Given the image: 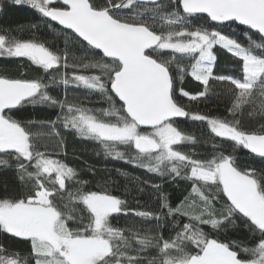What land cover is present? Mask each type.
Listing matches in <instances>:
<instances>
[{
    "label": "snow or ice",
    "instance_id": "obj_1",
    "mask_svg": "<svg viewBox=\"0 0 264 264\" xmlns=\"http://www.w3.org/2000/svg\"><path fill=\"white\" fill-rule=\"evenodd\" d=\"M11 3L31 8L40 21L19 29L33 30L28 39L0 30V58L26 60L43 75H0V172L12 171L18 183L0 188V241L29 246L22 253L0 242V264H264V168H241L223 152L193 158L175 147L196 142L176 126V118H185L206 122L214 137L264 158V124L249 131L240 119L246 106L249 116L264 119V0ZM226 22L246 26L244 39L224 33ZM40 24L65 38L62 52L37 38ZM217 47L235 58L238 75L215 74ZM186 77L203 90H184ZM212 81L229 85L220 94L231 98L232 119L190 112L177 96L179 88V97L207 100ZM61 85L63 99L51 93ZM69 86L108 107L70 100ZM36 107L59 111L50 120L24 118ZM65 133L96 143L105 158L190 181L192 191L176 206L160 192L157 210L133 209L106 182L94 187L60 158V149L67 156ZM45 137L49 143L42 144ZM119 146L136 154L128 158ZM130 213L139 223L113 224ZM165 229L173 234L165 238ZM237 229L245 240L228 237Z\"/></svg>",
    "mask_w": 264,
    "mask_h": 264
},
{
    "label": "trees",
    "instance_id": "obj_2",
    "mask_svg": "<svg viewBox=\"0 0 264 264\" xmlns=\"http://www.w3.org/2000/svg\"><path fill=\"white\" fill-rule=\"evenodd\" d=\"M116 2H119V0H116ZM0 3L3 4V11L0 12V30L12 29V35H15L18 38H31L33 30L24 27L23 32H20L19 29L22 26L39 23L40 18L38 14L27 6L13 5L11 0H0ZM245 29L246 28L239 27L234 23H227L221 30L226 34L234 33L236 37L243 40L242 33ZM36 36L37 38L48 42L53 49H58L62 52L65 38L59 36L55 28L50 30L47 29L45 25L40 24V29L36 32ZM77 55L81 54L77 53ZM216 55L217 63L214 69L216 75L239 74L238 63L235 58H232L230 54L218 47L216 49ZM68 71L71 73L74 70L69 69ZM0 75H7L13 78H20L23 75L27 78H35L43 75V70L36 69L35 66H31L30 62L26 60L21 61L18 59L0 58ZM211 87L213 92L209 95L207 100L189 101L186 97H179V88L177 89V96L181 103L185 105L186 110L190 112L198 111L201 114L232 119L227 111L231 106V98L226 93L220 94L221 89L227 88L229 85L212 81ZM183 88L193 94L203 90V86L191 77H186L183 82ZM51 93L60 99L64 98V89L62 85L58 88L51 89ZM67 95L70 100L73 97H79L87 107H108V105L102 101L96 102L98 101V97L96 96L92 97L93 102L84 99L86 95L84 89H76L73 86H69ZM259 99L260 98L258 97L256 105L257 111ZM58 111L57 108H28L26 113H24V118H35L37 121L50 120L55 117ZM250 111H252V107L246 106L243 115L240 117L241 126L249 131L259 130V126L264 124V119H261L259 115L249 116L248 113ZM176 126L186 134L193 136L196 142H186L175 147L183 151L185 154H192L193 158H211L216 152H223L225 154H232L237 159L241 168H264V159L250 154L247 150L240 148L234 149L231 142L223 141L221 138L214 137L207 127L206 122L185 119L182 121H176ZM33 130L36 131L37 129ZM65 139L67 156L65 157L63 155L64 149H60V158L65 159L70 166L75 167L78 171L82 170L80 171V177L89 180L94 187L97 186V182H100L99 186L101 187H103L106 182L108 190L116 195L125 196L130 207L133 209L157 210L159 205L158 196L160 192L166 194L169 197L171 204L176 206L185 196H189L192 191L190 181L179 178H177L176 181H172L167 177L162 178L157 174L148 173L146 170L135 167L125 161L114 160L110 157L105 158L99 145L90 141H82L72 134L65 133ZM41 143L47 144L49 141L45 137L41 140ZM52 143H55V141H52ZM213 144L216 145L215 149H213ZM118 150L124 152L128 158H131L136 154L134 149H128L126 146H119ZM90 167L95 170V175L89 171ZM117 169L121 170L125 175H121ZM144 181H147L148 183L144 184ZM5 183L9 190H14L18 187L16 177L12 171L0 172V188H2ZM152 185H159V192H157ZM138 187H143L144 191L141 193L138 190ZM192 195L194 196L195 194ZM191 202L192 200L190 199L187 203ZM134 219L139 223V218H134L131 213L128 216L121 215L113 219V224L117 227L125 228L129 226ZM170 234L173 233H170L167 229L163 231L165 238ZM228 237L234 240H245L246 234L242 229H237L235 231H229ZM0 242H3L14 249H18L22 253L26 252L29 247L26 243L15 241L3 240ZM149 255L154 256L156 253L153 251L149 253Z\"/></svg>",
    "mask_w": 264,
    "mask_h": 264
},
{
    "label": "water",
    "instance_id": "obj_3",
    "mask_svg": "<svg viewBox=\"0 0 264 264\" xmlns=\"http://www.w3.org/2000/svg\"><path fill=\"white\" fill-rule=\"evenodd\" d=\"M201 16H203V14H201ZM227 23H234V24H236L237 26H239V27H242V28H246V26H241V25H239L238 24V22H226V24ZM182 120H185V118H176V121H182ZM147 130H150V129H147ZM250 153V152H249ZM250 154H252V153H250ZM252 155H254V154H252ZM255 156V155H254ZM256 157H258V156H256ZM260 158V157H259ZM262 159H264V158H262Z\"/></svg>",
    "mask_w": 264,
    "mask_h": 264
}]
</instances>
